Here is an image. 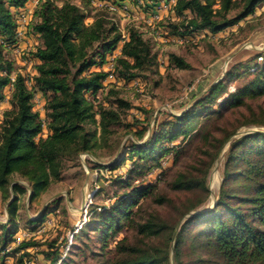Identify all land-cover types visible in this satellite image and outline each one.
<instances>
[{"label":"trees","instance_id":"obj_1","mask_svg":"<svg viewBox=\"0 0 264 264\" xmlns=\"http://www.w3.org/2000/svg\"><path fill=\"white\" fill-rule=\"evenodd\" d=\"M28 1L0 0V101L5 98L4 89L11 85V108L3 110L0 121V192L4 199L13 196L7 203V221L0 223V251H4L17 229V194H25L29 188V198L33 200L51 181L61 179L64 164L76 160L80 153H91L98 138L105 140L112 128L121 124V111L130 107L112 89L107 106L95 105L87 97L103 89L109 75L102 69L91 68L101 67L106 56L122 41L118 25L108 18L104 7L92 16L90 24H85L90 14L84 6L70 0L61 5L52 0H38L28 24V33L39 40L28 50L27 57L37 61L31 86L21 73L13 71V61L7 52L19 40L15 11L23 9ZM138 1L152 11L159 3V0ZM90 2L85 0L86 5ZM214 3L215 0H176L173 11L182 20L169 23V31L183 36L195 30L218 33L253 14L264 0H218L216 9L212 7ZM232 9L234 12L230 14ZM259 57L263 58L262 54ZM169 60L179 68L188 66L175 54H170ZM155 65L156 53L150 41L137 28H129L120 54L114 60L116 77L125 81L138 78L152 72ZM247 68L254 75L245 84L227 92L225 82L219 80L187 109L172 115V120L161 122L162 128L152 138L143 144H134L131 154L138 159L132 161L122 180L129 189L116 194L109 206H101L98 212L92 210L91 214L96 216L84 224H92L91 228L102 234L103 245L122 227L131 231L116 241L113 257L102 264H264V131H247L232 137L235 130L224 136L228 148L213 204L184 217L177 228L183 215L206 200L210 163L201 170L200 176L181 173L172 182L176 190L202 191L200 198L188 204L173 220L155 211L143 214L140 199L150 196L153 186L144 185L140 180L135 185L130 183L137 176H144L151 164L156 163L157 152L165 151L158 146L162 139L172 143L179 135L184 138L197 132L192 123L203 115L206 116L199 132L204 130L207 136L208 122L213 115L221 116L225 108L244 105L248 97L264 95V62L259 66L254 62ZM226 75L236 77L230 72ZM36 93L45 98L44 120L33 109ZM250 123L264 124V121L249 120L242 125ZM44 125L47 133L42 136ZM217 141L222 144V139ZM14 175L24 180L27 187L12 178ZM163 199L157 200L162 203ZM44 215L41 212L33 219L25 218L27 226L42 222ZM33 245L30 240H22L13 252ZM3 254L8 256L7 252ZM45 255L49 257V264H56L60 259L58 252Z\"/></svg>","mask_w":264,"mask_h":264},{"label":"rangeland","instance_id":"obj_2","mask_svg":"<svg viewBox=\"0 0 264 264\" xmlns=\"http://www.w3.org/2000/svg\"><path fill=\"white\" fill-rule=\"evenodd\" d=\"M52 1L61 5L66 0ZM70 1L84 6L90 14L84 20L85 24H90L92 16L104 7L108 18L118 25L121 32L127 33L129 28H137L150 41L156 53V65L152 72L143 73L138 78L128 81L117 78L114 60L120 54V42L106 56V62L101 67L91 68L102 69L109 72V75L103 83V89L95 95L87 94V97L95 105L102 103L107 106L109 90L112 89L130 107L121 111V124L113 127L105 140L99 137L100 128L97 126L99 138L95 148L91 153H80L73 162L67 161L61 170V179L51 181L33 200L29 198V188L25 194H17V229L4 251H0V264H49V257L45 254L57 252L60 259L56 264H102L112 258L116 241L131 231L124 226L115 237H108L106 245H103L102 234L94 231L92 224H84L96 216L91 214L92 210L98 212L101 206H109L114 202L116 194L129 189L122 180L126 177L128 167L132 166V161L138 159L131 154L134 144H143L152 138L155 131L162 128L161 122L172 120V115L187 109L214 83L224 81L227 92L233 91L253 77L254 73L249 72L247 66H252L254 62L259 66L264 62V3H260L253 14L218 33L195 30L183 36L171 33L167 27L171 22L182 20L175 15V4L171 0H159L154 11L149 6L142 7L138 0H91L88 5L85 0ZM37 2L29 0L25 4L23 9L31 13L29 16L23 20L16 17L19 21V39L25 40L26 44L28 38L36 37L28 33V24L33 18ZM217 2L215 0L212 6L214 9L219 7ZM154 14L160 18L152 19ZM184 14L190 17L189 12ZM35 46H15L7 52V57L13 61V71L21 73L29 87L35 73V63L27 56L28 50ZM170 54L179 56L188 66L179 68L172 65ZM228 72L236 77H227ZM10 91L11 85L4 89L5 98L0 101V121L3 110L11 108ZM32 104L44 120V96L34 94ZM213 109L217 110V106ZM220 114L213 115L208 122L207 136L203 134L204 130L199 132L206 116L203 115L192 123L197 132L187 134L184 138L179 135L172 143L166 138L162 139L158 146L164 147L165 151L156 153V163L149 162L151 167L144 176H137L135 181L130 179L133 185L140 180L144 185L153 186L150 196L140 199L143 214L155 211L169 220L179 217L188 204L200 198L202 191L176 190L172 188V182L181 173L200 176L201 170L208 163V196L193 210L201 211L211 205L221 181L223 159L228 148L224 136L235 130L236 134L232 137L250 130H264V124L242 125L249 120L264 121V95L248 97L244 105L225 108ZM96 119L99 120L98 115ZM46 133L44 125L41 135L45 136ZM219 139H222V144L218 143ZM215 171L216 183L211 187L210 181ZM12 178L27 187L26 182L16 175ZM12 197L4 199L0 192V223L7 221V203ZM160 197L164 198L162 203L157 200ZM41 212L45 214L43 221L27 226L25 218L33 219ZM186 215L180 218L179 223ZM22 240H30L35 245L13 252V248ZM3 252H7L8 256H4Z\"/></svg>","mask_w":264,"mask_h":264},{"label":"built area","instance_id":"obj_3","mask_svg":"<svg viewBox=\"0 0 264 264\" xmlns=\"http://www.w3.org/2000/svg\"><path fill=\"white\" fill-rule=\"evenodd\" d=\"M170 2H171L172 4H175V3H174L175 0H171ZM15 12L17 13L16 17L19 16V20H23L25 16H29V15L31 14L30 12L27 11V9H19V10L15 11ZM156 18L159 19L160 17H159L157 14H154V16L152 17V19H156ZM16 19H17V18H16ZM17 22H19L18 19H17ZM120 31H121V30H120ZM17 34H18V36L20 35V31L18 30V28H17ZM121 38H122L121 43H123V41H124L125 39H127V33H125V32H121ZM12 79H13V78H12Z\"/></svg>","mask_w":264,"mask_h":264},{"label":"crops","instance_id":"obj_4","mask_svg":"<svg viewBox=\"0 0 264 264\" xmlns=\"http://www.w3.org/2000/svg\"><path fill=\"white\" fill-rule=\"evenodd\" d=\"M25 38L27 39L28 37H25ZM27 41H28V43L26 44V41L25 40L19 39L15 46H19V47L22 48V47H25V46H28V45L29 46L30 45H33V44H36L37 45V43H38L39 40H38L37 36L35 38H33L31 36L30 38L27 39ZM121 45L122 44H120V46H119L120 48H121ZM36 62H37L36 60H33V63H36Z\"/></svg>","mask_w":264,"mask_h":264},{"label":"water","instance_id":"obj_5","mask_svg":"<svg viewBox=\"0 0 264 264\" xmlns=\"http://www.w3.org/2000/svg\"><path fill=\"white\" fill-rule=\"evenodd\" d=\"M250 131H264V130H250ZM236 134V133H235ZM233 136V135H232ZM30 193V191L28 192V194ZM213 204V202L211 203V205ZM210 205V206H211ZM200 210H193V211H190V212H188L187 213V215L185 216V217H187V216H190V215H193V214H195V213H197V212H199ZM178 224H179V222L177 223V225H176V228L178 227Z\"/></svg>","mask_w":264,"mask_h":264},{"label":"bare ground","instance_id":"obj_6","mask_svg":"<svg viewBox=\"0 0 264 264\" xmlns=\"http://www.w3.org/2000/svg\"><path fill=\"white\" fill-rule=\"evenodd\" d=\"M216 177H217V173L216 171L213 173V176H212V180L210 181L211 182V187L214 185V183H216ZM213 197V196H212ZM214 200V199H213Z\"/></svg>","mask_w":264,"mask_h":264}]
</instances>
